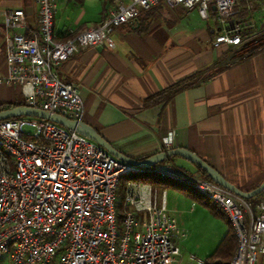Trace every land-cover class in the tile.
Here are the masks:
<instances>
[{
    "label": "built area",
    "instance_id": "2783aa9c",
    "mask_svg": "<svg viewBox=\"0 0 264 264\" xmlns=\"http://www.w3.org/2000/svg\"><path fill=\"white\" fill-rule=\"evenodd\" d=\"M159 2L196 7L205 19L215 10L222 28L214 47L251 40L253 15L264 12V0H114L99 24L61 39L54 29L57 0H36L31 23L23 8L6 13L8 71L0 83L24 87L26 105L82 119L79 83L63 81L59 67L85 48L113 47L117 28ZM260 45L264 47V39ZM173 142L169 132L164 149H172ZM148 171L211 199L238 238L229 264H258V255L264 253V201L248 221L238 196L198 174L163 163L138 167L74 129L34 116L0 120V264H182L177 241L187 233L169 213L165 190L129 180L118 218L121 179ZM187 264L204 262L191 255Z\"/></svg>",
    "mask_w": 264,
    "mask_h": 264
},
{
    "label": "crops",
    "instance_id": "0c3cea01",
    "mask_svg": "<svg viewBox=\"0 0 264 264\" xmlns=\"http://www.w3.org/2000/svg\"><path fill=\"white\" fill-rule=\"evenodd\" d=\"M113 5L57 0L54 29L65 39L99 24ZM17 7L26 11L28 23L36 18V0H0V76L8 71L5 17ZM253 18L251 40L214 47L222 28L215 10L205 19L196 7L159 2L117 28L113 47L83 49L59 67V75L79 83L82 120L122 153L146 159L166 150L164 137L172 132L173 148L193 151L240 189L251 191L264 181V12ZM182 83L187 86L169 100L145 105L148 97ZM23 95L24 87L0 83V110L23 103ZM165 161L200 172L182 156ZM156 188L166 191L168 211L170 192L173 198L185 194L173 186ZM261 201L264 191L256 203L243 200L248 221ZM258 264H264V253Z\"/></svg>",
    "mask_w": 264,
    "mask_h": 264
},
{
    "label": "water",
    "instance_id": "95a60500",
    "mask_svg": "<svg viewBox=\"0 0 264 264\" xmlns=\"http://www.w3.org/2000/svg\"><path fill=\"white\" fill-rule=\"evenodd\" d=\"M19 116H34L43 119H48L53 122L62 124L68 128L74 129L97 142L99 145L104 147L106 150H108L111 154H113L120 160L142 168L153 167L175 155L182 156L191 161L192 163L200 166L203 170H205L209 174L213 182L225 188L226 190L241 199H249L251 197H255L264 191V181L251 191H243L237 185H235L226 177H224V175H222L216 168L210 165L198 154L183 147H176L169 150L160 151L159 153L152 155L146 159H135L116 149L95 128L84 122L82 119H71L62 114L52 113L48 110L29 105H18L12 108L0 110V120Z\"/></svg>",
    "mask_w": 264,
    "mask_h": 264
},
{
    "label": "rangeland",
    "instance_id": "374dc122",
    "mask_svg": "<svg viewBox=\"0 0 264 264\" xmlns=\"http://www.w3.org/2000/svg\"><path fill=\"white\" fill-rule=\"evenodd\" d=\"M162 163L193 176L194 174H198L200 178L205 180L200 172L192 173L173 162L163 161ZM184 195L181 194L173 198L172 192H170L169 212L177 219L180 227L187 233L185 238L177 241V245L181 249L179 256L182 257V264H187L190 261L191 255H194L196 260H206L214 252L218 242L227 232L229 226L224 218L215 216L200 200L192 197L188 198L187 195ZM243 200L246 201V199H241L242 205ZM193 202H195V205ZM2 264L11 263L5 261Z\"/></svg>",
    "mask_w": 264,
    "mask_h": 264
},
{
    "label": "trees",
    "instance_id": "16d2710c",
    "mask_svg": "<svg viewBox=\"0 0 264 264\" xmlns=\"http://www.w3.org/2000/svg\"><path fill=\"white\" fill-rule=\"evenodd\" d=\"M106 1H111L113 2L114 0H106ZM187 86V83H182V84H177L173 87H170L169 89L156 93L150 97H148L145 100V105L150 106L152 104H156L159 102L167 101L169 100L175 93L178 91L184 89ZM18 105H26L24 102L19 103V104H10V105H5L2 109L6 108H12ZM16 118V117H12ZM198 170L200 171L201 175L205 178V180H208L210 182H213L209 174L203 170L200 166H198ZM129 180H137V181H146L150 182L155 188L156 187H169L173 186L175 188L180 189L182 192L185 194L189 195L190 197L200 200L205 206H207L211 212L218 217L224 218L227 223H228V230L222 237L221 241L219 242L218 246L216 247L215 251L205 260L204 264H229L230 260L232 259L233 255L235 254V251L237 249L238 245V238L236 236L235 229L229 222L228 218L226 217L225 213L223 210L213 203L211 199H209L207 196L204 194L198 192L197 190L190 188L186 185L174 182L170 179L160 177L152 172H143V173H138V174H130L126 175L121 179L118 193H117V207H118V218L121 220L123 216V210H124V197H125V188ZM215 183V182H214ZM262 193V192H261ZM260 193V194H261ZM257 195L255 197H251L249 199H246L247 201L256 203L257 198L260 196ZM255 205V204H254Z\"/></svg>",
    "mask_w": 264,
    "mask_h": 264
}]
</instances>
